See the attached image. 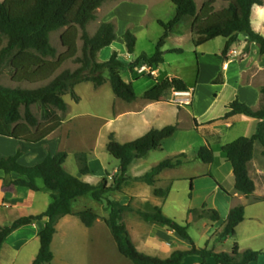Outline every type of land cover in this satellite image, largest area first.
<instances>
[{
	"label": "trees",
	"instance_id": "16d2710c",
	"mask_svg": "<svg viewBox=\"0 0 264 264\" xmlns=\"http://www.w3.org/2000/svg\"><path fill=\"white\" fill-rule=\"evenodd\" d=\"M115 0H3L0 2V75L6 70L16 84L37 85V88L24 89L0 85V137L13 139L28 144H38L56 133L64 123V115L68 112L65 95H71L76 101L79 97L75 88L83 83H92L96 88L110 82L114 95L121 101L132 104L138 100L134 85L126 82L122 71L127 66L119 59V53L114 51L107 61H100L98 56L117 40L116 27L111 22L102 23L97 32L91 36L88 26L96 20V12L107 2ZM175 6V16L169 23L159 21L164 29L156 53L138 57L129 68L135 69L142 63L157 67L164 63L163 47L169 35L176 26L188 17L194 19L197 31H208L209 37L216 34L213 26L220 22L215 12L214 1H206L198 9L195 0H171ZM264 6V0H234L229 10L233 19L225 22L221 37L225 39L222 56L226 57L230 47L240 35L247 41L256 44L259 55L264 57V35L257 32L252 25V13L255 7ZM64 30L60 41L64 51L58 53L51 44V35ZM128 54L135 53L137 38L129 30L123 35ZM79 42L82 43L80 48ZM176 52H180L177 50ZM74 62L79 67L74 70H62L64 64ZM223 71L218 74L212 85H224ZM190 87L177 77H168L156 81L155 86L144 93L143 100L161 102L170 91L189 92ZM39 111V117L33 108ZM228 112L217 121L227 120L237 115H243L257 120L256 134L251 138H239L222 147V153L231 164L235 176V191L247 198L253 197L256 202H264L263 197H255L256 185L250 177V166L254 158V147L260 143L264 149V86L260 89L258 109H254L238 98L230 102ZM216 122L212 121L211 123ZM177 131V126L171 125L163 129H153L144 136L127 143H120L115 135L109 136L107 152L119 161L118 175L109 185L106 178L97 184H91L70 174L64 165L66 152L49 154L43 162L35 166H24L19 163L23 152L18 150L14 156L0 160V172L7 176H16L11 184L29 188L39 192L45 190L51 194L52 202L46 212L37 216L22 217L8 226H0V256L7 238L16 230L29 226L37 221H45V228L39 234L40 250L33 264H53L55 255L52 243L57 233L59 221L73 215V203L79 198L91 197L95 202H106L109 213L103 221L110 230L119 254L132 264H183L187 257L198 256L206 264L213 258L216 264H253L257 263L262 252L247 250L239 253L238 244L234 245L231 254L216 253L213 249L199 248L189 234V224L181 225L167 217L161 208L151 207L149 210L135 211L130 204L123 205L106 196L112 192H122L130 182H140L154 187V196L166 198L170 188H156L157 177L167 169H174L189 160L185 153L166 159L138 178H131V165L146 158L150 152L159 150L165 139L171 138ZM264 156V151H263ZM197 160L205 164L215 162L214 150L210 144L202 146ZM79 173L82 176L91 174L88 156L85 153L77 156ZM213 178L212 174L207 175ZM42 181L44 188L38 182ZM194 180H191V183ZM220 188L228 194L223 187ZM192 184L190 199L192 198ZM230 195V194H228ZM135 212L144 222L168 227L188 241L189 250H176L168 258L161 259L140 252L134 244L123 216ZM189 215L194 220L207 219L213 223L220 221V214L215 209H209L205 203L201 209H190ZM87 228L94 226L98 215L92 210L76 214ZM245 207L237 206L231 209L227 220L218 233L216 242H223L236 235L237 227L244 221Z\"/></svg>",
	"mask_w": 264,
	"mask_h": 264
},
{
	"label": "rangeland",
	"instance_id": "374dc122",
	"mask_svg": "<svg viewBox=\"0 0 264 264\" xmlns=\"http://www.w3.org/2000/svg\"><path fill=\"white\" fill-rule=\"evenodd\" d=\"M2 1L0 0V2ZM195 1L198 9H200L209 0ZM213 1L215 12L220 19V22L212 27L216 32L214 36L209 37L207 34L210 29L197 31L194 27V19L188 17L176 26L174 32L166 40L162 49L164 52L163 64L151 67L148 63H142L141 66L135 69H131L129 66L135 63L138 57L143 54L151 57L156 53L157 45L164 35V29L158 22L169 23L175 16V6L171 0H115L105 3L96 12V20L89 24L88 32L93 36L104 22H111L115 25L117 40L111 47L101 51L98 58L100 61H107L114 51L119 53V59L127 66L122 71V77L126 82L134 85L138 100L133 104L121 101L114 95L109 81L99 88H96L92 83L78 85L75 88V93L79 97L78 101L73 99L71 95L64 96L69 109L64 115L62 127L50 138L58 144L55 145L56 147L51 146L52 151L44 148V151L48 152L47 155L66 152L68 157L64 167L67 172L91 184H97L106 178L108 184L113 185V178L118 175L120 163L107 152L109 136L114 134L116 140L120 143L131 142L141 136L139 133H131L129 126L121 122L119 118L122 115L128 116L131 110H137L140 105L148 104V101L142 99L144 93L151 90L156 81H162L169 75L184 80L190 86L197 85L198 87L193 108H186L185 110L187 114L183 121L184 124L190 121L188 115H193V113L201 121L221 117L226 110V105L236 98V78L232 73L236 67H232L229 72L226 86L215 87L211 85V81L217 77L216 71L221 66V61H223L221 69L223 72L226 68L225 64L229 63L230 60H237V62L243 64L247 57L251 56L250 45L252 43H249L245 36L240 35L230 47L226 57L222 56L226 41L221 37V34L225 22L233 19L229 6L234 0ZM252 25L257 32L264 35V6L253 9ZM127 30L131 31L137 38L135 53L132 55L128 54L123 40V35ZM63 31L51 35V44L57 49L58 53L64 51L60 41ZM79 46L81 48V42H79ZM177 50H180V52H176ZM261 58L258 55L253 59L249 70H246L242 75L244 81L257 79L261 83L264 80V72L258 71ZM78 67V64L70 61L64 64L61 71L67 69L74 71ZM144 67L146 69L143 70ZM0 85L11 88L33 89L43 84H16L12 82L10 74L5 70L0 75ZM214 95L217 98H214ZM165 99L166 102L174 104L180 102L188 106L192 103V94L190 92L189 97L177 96L176 92L170 91ZM33 111L39 117L38 109L34 107ZM167 115V121L170 124L174 123L175 117L169 113ZM189 130L187 128L182 130L186 136H189L164 142L162 149L152 151L146 158L139 160L130 169L129 176L136 178V176L143 175L162 161L180 155V153L191 154L193 148L200 142V136H190ZM82 153L88 156L91 169V174L87 176H82L79 173L77 156ZM187 164L176 169L170 175L176 178V181L173 183L172 194L168 203L163 207V212L167 217L183 226L189 224L191 238L197 247L203 249L207 243L205 233L201 230V222L191 225L192 222H188V212L192 204L190 199L191 178L202 176L208 171L209 166L202 161L191 159L187 161ZM216 176L221 182V177ZM201 182H204V180H200L197 185L200 192L197 194L196 204H199L206 191L204 183L201 184ZM156 187L166 188L167 184H158ZM153 192L154 190L148 188L147 185L132 181L124 187L122 192H112L106 197L123 205L130 204L135 211H146L152 207L151 200L154 201L153 197H155ZM260 205L262 204H255L254 208L250 209L248 213L258 214L260 207H262ZM105 208L106 202L98 203L91 197H84L76 201L75 210H92L98 215V222L96 221L98 228L96 229L105 241L100 239L97 243H91L82 234V238L79 237V240H77V246L68 243L55 248L56 259H54L53 264H132L119 254L111 232L103 221L109 215ZM123 217L125 222L131 225L134 236L141 237L140 235L147 233L145 227L141 226L140 228L138 227L140 225L136 224L139 216L135 212L126 213ZM218 233L213 239H216ZM239 239L242 240V234L239 237L235 235L230 239L227 238V241L225 240L219 244H216L215 241V244L213 243L208 249H215L218 253L231 254L234 245L239 244ZM68 242H72V240ZM73 244L76 245V242L73 241Z\"/></svg>",
	"mask_w": 264,
	"mask_h": 264
},
{
	"label": "crops",
	"instance_id": "0c3cea01",
	"mask_svg": "<svg viewBox=\"0 0 264 264\" xmlns=\"http://www.w3.org/2000/svg\"><path fill=\"white\" fill-rule=\"evenodd\" d=\"M250 48L251 56H248L243 64H240L237 62V60H230L229 63L225 64L226 68L223 72L225 76L224 85H212V82L216 78L211 81V85L215 87L226 86L228 82V76L230 74L229 72L231 71L232 67H236V69L232 72L236 78V98H238L242 103H245L254 109H258L260 102V89L264 86V80L260 83L257 79H251L247 82L242 79L243 73L246 70H249L253 59L259 55V48L256 44H251ZM222 67L223 61H221V66H219L216 71L217 76L220 72H222ZM258 71L264 72V57L261 58ZM168 77L174 76H166V78ZM188 86L190 87L189 92L192 94L191 105L185 106L180 102L177 104L168 101L166 102L165 97L161 102L148 101V104L140 105L137 110H131L128 116L122 115L119 120L129 126L131 133H139L141 135L139 137L144 136L153 129H163L171 125L177 126L176 133L171 138L165 139L162 142L160 149H162L164 142L170 140L174 141L182 137L184 138L186 134L182 130L186 128L190 129V136H200V142L196 147L193 148V152L191 154L185 153L188 158L193 161H197L195 156L197 155L199 149L206 144H210L214 150L215 162L211 165L207 164L209 166L208 171L202 176L191 178L194 181L191 183L193 187V193L190 209H201L203 204L206 203L209 209H215L219 212L220 221L216 223H213L207 219L195 221L191 215H188V222H192L190 223L191 225H196V222H201V230H203L205 233L206 243L208 244V247H210L213 243L215 244L216 239H213V237L218 232L220 233L222 231L231 209L237 206H244V221L236 229V235L238 237L240 234H242V240L239 239V244L237 243L239 246V253L242 254L247 250L262 252L258 262L253 264H264V202H256L253 197L247 198L236 193L233 168L222 153V147L225 145L230 144L239 138L253 137L257 132L259 122L243 115H237L227 120L217 121L228 112V109L225 107L226 110L224 114L219 118L201 121L200 118H197V115L193 113V115H188L190 117V121L184 124L183 121L185 120V115L187 114L185 110L186 108H193L198 88L197 85ZM215 95L214 98H217ZM167 113L175 117L176 120L174 123L170 124V122L167 121ZM212 121L216 122L211 123ZM204 131L208 132L204 133ZM51 136L38 144H28L24 142H18L13 139L0 137V160L5 157L14 156L18 150H21L23 152V156L19 159V163L21 165L35 166L40 164L48 156V152L44 151V148L51 150V146L58 144L56 141H52L50 139ZM263 151V146L260 143H256L254 147V158L249 170L250 177L256 185L255 197L264 196ZM138 161L139 160L135 161L131 165L130 169L135 166ZM185 165H188L187 162L186 164H182L181 166H178L174 169L164 170L157 177L156 185L167 184L166 188L163 187L160 189L170 188V192L166 198L153 197L154 201L151 200L152 207H159L163 211V207H165V205L168 203V200L172 194L173 183L176 181V178H173L170 175L176 169ZM208 174H212L214 179L208 177ZM143 175L136 176V178ZM216 175L221 177V182H219ZM15 177L16 176H7L3 171L0 172V226H8L22 217L40 215L46 212L52 202L51 194L45 190L34 192L29 188L12 185L11 181ZM202 179L204 182H201V184L204 183L206 191L202 200L199 201V204H196L195 202L198 197L197 194L200 192L197 185ZM41 182L42 181H39L38 185L43 189L44 184ZM220 186L223 187L230 195L225 193L220 188ZM150 188L154 190V187ZM76 201L73 203V215L62 218L57 225V233L52 243V251L54 252V255L55 248L59 247L60 245L71 243L73 246H77V240H79V237L82 238V234L89 241H91V243H97V241L99 242L100 239L104 240V237L99 235L98 229H96L98 228V221L93 227L87 228L76 216L77 213L82 212L74 209ZM255 204H262L260 205L262 206L260 207L262 210L259 209L258 214H249V210H252ZM123 220L125 222L124 217ZM45 223V221H37L29 226L22 227L11 234L5 241L1 251L0 264H33L40 250L39 234L44 230ZM125 224L137 249L148 256L166 259L176 250L185 251L191 248V245L188 241L182 239L168 227L146 223L139 217L136 224L140 225L138 226L140 228L141 226L145 227L147 233L145 232L146 234L140 235L141 237H136L132 232L130 227L131 225H128L126 222ZM70 239L72 242H68L71 241ZM228 239H230V237ZM73 241L76 242V245L73 244ZM219 243L221 242H216V244ZM213 250L216 252L215 249ZM183 264H203V260L201 257L191 256L187 257L183 261ZM206 264H216V262L213 258H209L207 259Z\"/></svg>",
	"mask_w": 264,
	"mask_h": 264
},
{
	"label": "built area",
	"instance_id": "2783aa9c",
	"mask_svg": "<svg viewBox=\"0 0 264 264\" xmlns=\"http://www.w3.org/2000/svg\"><path fill=\"white\" fill-rule=\"evenodd\" d=\"M146 69V67L143 68V70ZM177 96H190V92H176Z\"/></svg>",
	"mask_w": 264,
	"mask_h": 264
}]
</instances>
